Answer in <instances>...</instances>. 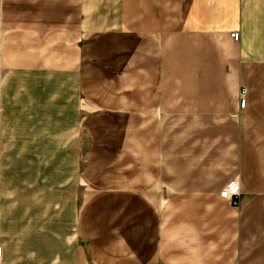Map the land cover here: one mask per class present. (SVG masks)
<instances>
[{"label":"crops","instance_id":"0c3cea01","mask_svg":"<svg viewBox=\"0 0 264 264\" xmlns=\"http://www.w3.org/2000/svg\"><path fill=\"white\" fill-rule=\"evenodd\" d=\"M0 249L264 264V0H0Z\"/></svg>","mask_w":264,"mask_h":264},{"label":"built area","instance_id":"2783aa9c","mask_svg":"<svg viewBox=\"0 0 264 264\" xmlns=\"http://www.w3.org/2000/svg\"><path fill=\"white\" fill-rule=\"evenodd\" d=\"M231 37L236 41L239 42L241 39L240 33L238 32H234L231 34ZM247 90L246 89H242L241 91V107L245 108L246 104H247ZM242 194V187L241 184L238 180H234L232 182H230L227 187L220 193V197L222 199L227 200L228 202H230V204L234 207V208H239L240 207V201L239 198ZM2 254V250L0 249V257Z\"/></svg>","mask_w":264,"mask_h":264},{"label":"rangeland","instance_id":"374dc122","mask_svg":"<svg viewBox=\"0 0 264 264\" xmlns=\"http://www.w3.org/2000/svg\"><path fill=\"white\" fill-rule=\"evenodd\" d=\"M87 166V163H83V167L85 168ZM83 167H82V169H83ZM81 194L82 193H80V197H81ZM89 195L88 194H86V193H84L83 194V202H85V198H87ZM80 206H81V199H80Z\"/></svg>","mask_w":264,"mask_h":264}]
</instances>
